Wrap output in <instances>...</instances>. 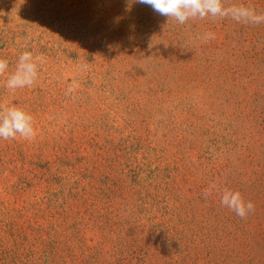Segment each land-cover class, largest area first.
<instances>
[{
    "label": "rangeland",
    "instance_id": "1",
    "mask_svg": "<svg viewBox=\"0 0 264 264\" xmlns=\"http://www.w3.org/2000/svg\"><path fill=\"white\" fill-rule=\"evenodd\" d=\"M221 2L264 16V0ZM105 20L85 14L81 0H0V58L9 62L0 75V109L23 108L37 131L32 140H0V187L17 183L27 163L44 172L53 146L70 178V165L93 154L108 149L114 158L120 148L102 142L122 134L137 145L132 156L183 170L181 181L168 186L165 177L175 173L164 171L163 193L180 197L182 219L164 220L174 230L163 241L144 242L152 255H163L166 264H264V21L229 14L181 25L163 17L138 28L152 36L134 51L133 39L104 42L114 29ZM206 33L214 38L204 41ZM24 51L44 57L38 78L30 87L8 89ZM73 84L79 86L69 93ZM104 85L121 99L116 109L102 105L98 91ZM156 87L162 91L151 92ZM159 97L169 108L152 113ZM142 103L139 110L133 106ZM97 130L98 145L89 148L87 138ZM198 157L209 164L200 166ZM211 185L209 202H202L201 191ZM225 188L240 192L254 211L242 219L223 206ZM91 239L88 244L98 241ZM8 242L0 234V243ZM80 257L71 263L83 264Z\"/></svg>",
    "mask_w": 264,
    "mask_h": 264
},
{
    "label": "trees",
    "instance_id": "2",
    "mask_svg": "<svg viewBox=\"0 0 264 264\" xmlns=\"http://www.w3.org/2000/svg\"><path fill=\"white\" fill-rule=\"evenodd\" d=\"M81 6L85 14H101L105 21H111L114 29L103 38L104 42L109 43L113 38L133 39L134 51L152 36V32L140 33L138 28L163 19L137 0H81ZM137 39L141 42H136ZM109 91L105 85L101 87L99 98L103 97L102 105L107 109L115 104L116 109L121 99L112 98ZM161 91L156 87L151 92ZM157 101L152 113L169 108L164 98ZM133 106L139 110L143 103ZM100 137L98 130L92 131L87 138L92 141L88 147L98 145ZM102 143L120 148L117 155L109 158L106 149L104 154H93L89 160L78 161L74 166L69 164L70 178H65L63 166L68 165L61 161L59 147L53 146L52 157L42 167L44 172L36 171L33 162L27 163L28 167L16 175L17 183L0 187V234L10 240L0 243V264H72L78 253L83 264H166L162 263L163 255H152L144 242L163 241L164 233L169 235L174 230L164 220L182 219L177 208L181 199L163 193L162 178L165 170L172 171L175 174L165 177L169 178L165 185L178 183L183 170L178 165L170 167L169 163L165 167L151 165L148 155L132 156L131 151L137 145L122 134L112 143ZM208 164L199 163L203 167ZM201 192L200 200L208 203L210 195ZM10 201H13L11 208ZM88 237L98 241L88 244Z\"/></svg>",
    "mask_w": 264,
    "mask_h": 264
},
{
    "label": "clouds",
    "instance_id": "3",
    "mask_svg": "<svg viewBox=\"0 0 264 264\" xmlns=\"http://www.w3.org/2000/svg\"><path fill=\"white\" fill-rule=\"evenodd\" d=\"M137 2L150 6L160 16L172 18L181 25L196 18L204 19L209 15L223 18L229 14L236 20L251 19L255 23L264 21V16L255 15L250 9L224 8L221 0H137ZM213 38V33H206L202 37L204 41ZM43 62L42 55L33 57L29 51L21 53L15 72L9 75L6 80V87L16 90L32 86L38 78V63L42 64ZM8 64V60L0 58V75L6 72ZM78 86V84H73L67 91L70 93ZM36 135L37 131L31 113L15 105L0 109V140H15L17 137L32 140ZM215 187V185H211L210 189L205 190V196L209 195L211 189ZM220 203L242 219L254 211L251 201L245 202L240 192H233L227 188L221 193Z\"/></svg>",
    "mask_w": 264,
    "mask_h": 264
}]
</instances>
